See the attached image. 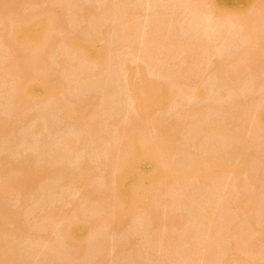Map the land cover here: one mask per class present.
<instances>
[{"label": "rangeland", "instance_id": "obj_1", "mask_svg": "<svg viewBox=\"0 0 264 264\" xmlns=\"http://www.w3.org/2000/svg\"><path fill=\"white\" fill-rule=\"evenodd\" d=\"M55 1L57 2L58 5H55L54 7L51 8V10H53L54 12L51 16L52 18L54 17L55 20L59 18V20H57V25L53 23L54 21L53 19L49 20L47 25L49 23L50 25H48L49 27H47L46 29V31H49L48 32L49 34L46 33L45 35L47 45L45 47H41L40 49H37L34 51L33 48L32 50H30L27 44L26 46L21 44V46H24L27 49H25L24 47H21L20 44L17 45V43H14V42H13L14 44L12 45L10 41L13 38L11 32H14V31H11V30H12V27L14 28L13 30L16 29L15 27H18L17 23L19 24L20 21L22 20L21 18L24 15L28 14L30 10L34 9L35 11H37L36 9H39L40 11H42V9H44L45 7H46L45 10H47L49 8L48 6H46L47 3L43 4V2L41 3V0H40L39 2H37V7H36V4L34 3V1H31L30 3L32 4L29 5L25 3L26 1H23V0H18V1L17 0H0V134H1L0 137L2 138L3 136L4 137L3 139L4 140L6 139L5 140L6 142L9 140L8 144L6 143L5 145V146L10 145V147L7 148L6 154L12 151L11 154L12 155L15 154L14 155L15 158L13 156L12 158L16 161L18 160L16 159V157H18L19 161L31 160L28 163L35 162L38 164L40 163V164L45 165V162L42 163L43 160L41 159H43L44 157L40 156L39 150L40 151L44 149L48 150V152L46 153L50 155L55 152H57V154H62V155L66 153L65 155L68 156L67 164H69V161L71 160L70 164L67 165L69 166L68 168L72 167V168L78 169L77 167H79V164L85 165L84 163H80V162H84V160L87 159L88 161H86L85 163L87 165L88 164L87 162H89V166L91 169V170L89 169L91 173V177L89 175V170H88L90 181L88 182L87 180V182L85 181L86 183L82 181L85 183L83 184L81 182L83 186H79L78 183H76V185L66 186L67 182L65 181L67 180H64L65 176L63 177V175L62 176L58 175L60 178L62 177V180L64 181L63 183L58 179L56 174H55V177L53 178H55V180L58 179L60 182L58 180L55 181L54 179H51L50 176H47V171L50 172L53 170V168L55 170V169L60 168V166L62 167V164H59V162L57 163L60 166L57 164L55 165V163L48 162L49 164L54 165V167L52 166L53 168L48 164L46 166L42 165L45 170H43L42 168L41 169L43 171H46V173L44 174L38 173L39 176L37 177L40 178L42 175L41 181H39V178L34 177L35 174L33 172H31L32 174H29L28 172V175H23V174L14 175V177L10 176V173H7L4 176L0 173V211L2 212L0 214V221H1L0 224L3 223L2 226L0 225L3 228V229L2 228L0 229L1 231L0 232L1 234L0 235V238H1L0 239V264H5L6 262H8L7 257L9 259V262L12 260L13 261L15 260L14 262H10L11 264H91V263L92 264H264V244H263L264 236L262 237L260 236L262 235L261 233H264L262 232V230L264 231V203H263L264 198L263 199L258 198V196L260 195L259 193L264 194V164H263L264 157L262 156L263 154L261 153L262 151L261 152L258 151L260 144L264 143L263 140L262 142L259 141V139L262 136L264 138V128L262 130L263 132H260V133H251V134L247 133L245 137V141L243 142V144L246 143V148L244 147L245 144L244 145L242 144L244 147L243 149L245 150L244 151L245 157L243 158L247 157L246 161L242 157H241L242 159L241 158L240 160L238 159L239 158L238 156L242 154L243 149L241 151L240 150L238 151V154H239L237 156L238 158L235 156L236 159L234 161L229 160L228 163H230V165H228V163H221V160L220 162L219 160L218 162L214 161L216 163L215 165H218V166L214 167V165L211 164L212 165L211 167H213V169L217 168L219 172L216 170L218 172V173L215 172L217 176H214V179L213 177L209 179V180H213L211 181L212 183H210L209 181V183L205 185V182L204 184H202L203 181L201 180L202 183H199L201 187L197 186L196 188L195 187L189 188L188 184L190 182L191 183L189 185L191 186L192 184L193 186L194 185L193 183L198 181V180H195V182L192 181L196 177L194 175H197V173L194 174L195 173L194 171L197 172V170L195 169L196 168L195 165H198V167H201V168L203 166L202 170L203 171L206 170L207 173L208 172L213 173L215 169L208 171L209 169H211L210 167L206 168L207 164L211 160V159L209 160L208 158L209 155L208 156L206 155L207 157L205 156V158L206 159L208 158V159L204 160L203 158L204 155H202L203 153L201 152L202 153L201 154L198 152L199 150H197V149H200V151H203L204 149H206L205 147L207 146L208 139L211 136L209 137L208 135L207 136L205 135L206 136L205 137L204 132L202 133L199 132L200 135H196L197 132L196 130L194 131V129H193V132H195L196 134H193V132L191 131V127L188 126L189 125L188 121L190 122L191 120H188L189 118L186 119L188 116L187 112L191 111V109H194V110L199 109L201 112L204 111L203 113L205 114L207 113L206 115H209L214 112L215 115L214 114L212 115L216 117L217 115L218 116L220 115V114H216L219 112L222 113L221 115L223 114L226 115L227 112L225 111L230 110L231 109L230 105L231 104L234 105L236 101L238 100L237 98H239L240 99L239 101H241L242 104L245 103L244 105L246 106L248 104L247 106L248 109H250L249 106H251L254 109V110L246 111L247 113L245 112V114H247L245 115L247 118L246 120L247 122L245 121L246 125L255 126V127L257 126L256 124H257L258 117L260 115H264V69L262 70L260 69L261 71L258 70L259 69L258 67L264 66V54L261 53V51H263L264 49L262 50L261 49L262 46L260 47L262 41L260 42V40L257 39L259 40V43H260L259 45V43L256 44V42L258 41H254L253 39L254 42H252L253 44H251V46L249 47V51H248L249 54L244 55V64H243L241 59H239L238 61V58H236L237 52L241 49L235 44L234 39H236L235 37L237 36L235 35L234 30H231L228 33V35L226 34L227 35L226 37L227 38L229 37L227 39V42L226 43L224 42V44H221L223 45V47L217 44L215 46H217L218 49L217 47L210 48L211 50H209V52L205 55L202 61L197 60L195 62L197 64L194 63V60L193 62L192 61L190 62V65L192 66V68L190 69L192 71L193 70L198 71L196 74L199 73L194 80L195 85L196 83H200L203 85L212 84L213 90L209 94L210 97L202 96L196 99L195 98L189 99L181 93L183 97L181 96L180 98H178V100H176L177 104L176 102H174V105H172L173 107H170L168 110L161 109L160 111L156 107L151 108L152 112L149 113L148 116H150V114L154 115V117L150 118V120L153 121V118L154 119L157 118L158 120L156 121L154 120L156 123L154 122L152 123L151 121L150 123L152 124L147 123V122L144 123L143 121L144 119H143L142 120L144 123L143 124L142 121L140 120V122L142 123L141 125L148 124L149 126L150 124L152 127L153 126L155 127L157 123L159 122V119L161 120L163 119L162 126H161L162 124L161 122L158 123L160 128H157V129L154 127L146 128V125H145V132L141 131V133L143 132L142 133L143 137L141 136V134L139 135V137L141 139L142 138L145 139L148 137V134H149L153 137V139H155L156 142L160 141V144L158 142V146H159L158 152L159 151L160 152L159 153L156 152V153L161 154L160 155L161 159L165 155L167 156V157H164L162 160L165 161V158H167L165 161V165H167V167L169 166L170 169L169 168L168 169L171 170V173H169L170 175L168 174L169 176L166 175L167 177L164 176L166 178L164 179L163 177L164 179L163 180L162 178L159 179L157 177L158 176L157 173L150 172L151 175L145 187L146 189L144 188L145 193L143 191L140 193V196H139V192L137 191L136 194L138 193V195L136 197L138 199V196H139L140 200H137V199L131 200V197L133 198V196H130V191H134L138 188L137 185H134L131 182L132 180L131 178L129 179L127 177L124 178L125 181L123 179L124 181L123 185L120 187L121 189L119 188L123 192V195H122L123 198L116 195L119 192L118 190L116 191V188H114L113 185L111 186L107 185L108 183L106 182V180H109V178L112 177V174L121 175V171H123L124 169L117 170L116 168L115 172L117 173L115 174L112 173L114 166H112L111 160L107 156L110 154L106 153L109 149L107 150L105 143L107 142L109 143L108 147L110 145H111L110 147H112V144L114 143L113 147L110 149H112L115 152L120 149L119 150L120 154H124L122 152H125V149L122 151L120 147L123 148V147H126L125 145H133L135 143V141L133 140L132 144L131 143L129 144L127 140L129 138V134L132 135L131 132L134 126L133 123L137 121L136 115L134 112L130 111L128 107L126 109L125 106L124 107L120 106V109L118 108L117 111L114 112V109L110 111L111 114L109 113L110 114L109 118H107L109 116L107 115L103 118L104 121L99 122L101 123L99 124L100 127L98 124H95L96 122L95 119L100 109H102L103 107L105 109L108 104L110 105L111 101L115 103L116 101L115 99L117 98L118 100L122 98H123L122 100H124L126 98L123 94L125 92L124 89H121V91L123 90V93H121L122 95L118 92H115V90L117 91L118 87H120V83L117 84L118 82H116L115 84V82H112L113 79L115 81H117V79L110 78L108 72L112 69L111 72L113 73L118 72L120 74L119 69L122 66V63L126 60V56L130 52H133L132 53L133 57L131 59V62H128L125 64V69H128V72L126 71L127 76H129L128 78L131 79V81L135 84V87L140 90L146 86H144L143 80L139 77V73H141V75L145 74L146 75L145 79L147 78V75L149 73L150 74L151 73L153 74L162 73L163 77L164 78L166 77V80H167V76H168V81L169 79H172L170 77H172L173 74L170 75V73L167 72L166 69L161 71V68L164 66V63L165 64L167 63L165 61L169 59L172 60L174 57L175 59L172 60V63L175 65V67L173 68L175 72V74L173 75V80L175 83H177L179 88L183 89L186 84V80H187L186 74L187 73L184 74L181 72V65H183L182 64L183 57H185L186 55L181 54L180 59H179L177 58V56H179L180 54L174 55L175 53L174 54L172 53L173 54L172 55L169 53L167 49H164V47L162 48L160 47L159 51L156 50L155 52H153L152 46L150 44L148 45L149 43L148 40H147V44H145L146 38L145 39L143 38L142 32L139 31L140 33H138L137 31V33H134V31L132 32V28H128L131 26L130 25L128 26L126 24L125 25L127 27L125 28V26L123 25V22L120 21L121 20L120 15L122 14L119 11H117L118 13H120L118 14L119 15L118 16L119 19L117 18L118 20L115 18L117 14L113 17L115 13L112 14L110 12L109 14H107V17H104V19L100 18L106 15L105 9L104 11L101 10L103 7V4H105L104 5L105 7L103 8H106L108 4L111 5L112 2H113L112 5H114V3L117 2V0H112V2L111 0H106V1L105 0H99V1L98 0L97 1L96 0H81V1L79 0L80 2H82L81 5H79L80 3L77 0V2L79 3L78 5L80 7L83 6L82 8L89 9L88 7L90 6L91 7L90 9L92 10L94 9V11L91 10L92 12H88V14L89 13L91 15L93 14L92 16H90V14L89 15L86 14V16H82L80 14L81 15L80 16L79 13L76 10H74L76 8L73 9V6L72 8L70 7L71 9L68 8L67 10H64L62 9V7H60L61 6L59 4L60 0H55ZM101 1L104 3L102 4ZM122 1H124L125 3L127 1L129 2V0H126V1L122 0ZM227 1L228 2H227L226 8L229 10L227 13L232 14L236 11L237 8H239V6H241L244 3L243 1L245 0H227ZM130 3L132 5L127 4V6L130 7L128 8L129 9L128 12L131 15L128 20L129 22L128 24L131 23V19L134 16L133 14H135L133 20L135 19V21H137V24L139 23L141 24V25L139 24L140 26L138 25L139 28L140 27L145 28L147 24L146 20L148 19L149 20L153 18L159 19L160 15H162L160 19L167 17V15L171 13L170 12L171 9L174 8V4L173 2L171 3L170 0L160 1V5L158 4L159 2L156 3L158 4V6H154V8H151L152 10L149 8L148 5H146L148 7L143 6V4H141L140 2H139L140 3L139 5L138 0L130 1ZM245 6L247 7L249 5H245L244 3L243 7L245 8ZM175 7H176V4H175ZM248 8L250 9V7ZM61 9L64 12L61 11ZM175 9L178 10L177 11L178 13H180L179 14L180 20L178 21L179 24L184 23L185 21L186 23L184 25L188 24L187 21L190 18L188 19L189 16H187L188 15V11H186L187 7L184 6V7H179ZM256 10H257L256 8L255 10H253V12L248 10V13H249L248 17L251 20H256L255 18ZM60 12H63L61 13L63 16H60L62 17L61 21H60V17L57 16V13L59 14ZM159 13L161 14L159 15ZM54 14L57 16V18H55L56 16ZM110 14H112V16H110ZM136 14L138 15V17ZM152 15H154V17ZM228 18L231 19L230 14ZM235 18L237 17L235 16ZM98 20H100L101 22ZM149 20L148 22L151 23V21ZM143 22H145L146 24L144 25ZM178 22L176 25H174V27L176 26L175 27L176 29L174 30H177L178 28H180L183 31L185 26L184 25H183L184 27L179 26ZM149 23H148V26L150 25ZM256 25L257 23L255 24V26ZM51 26H54L56 28L51 27ZM50 27L51 29L49 30ZM124 28L129 29L130 31L129 34L131 35L130 40L131 42L134 41L133 44L136 43V47L134 45L135 49L132 48L131 50V48L129 47L130 43L128 42L130 41L127 40L128 37L123 35L127 33ZM170 28L171 27H169V29ZM253 29H254L253 34L255 37H257L256 36L258 35L256 31L257 28L254 27ZM148 30H149V27L147 28V30L145 29L146 32H144V37H147V35L152 34V33H147L150 31ZM153 30L154 32H156V30H158V27H156ZM142 31H143V28H142ZM175 33L177 34V36H179L180 34V32H177V31H175ZM9 34L11 36L8 37ZM89 35L93 37L91 38ZM89 37L93 39L94 41L98 40V39L95 40L94 37L99 38L101 41L103 40L101 43V44L104 43L103 44L104 51L102 54L103 55L105 54L104 55L105 59L102 57L104 61L102 60L103 63L101 65L103 66L101 65L100 66L102 67V69L105 67V69H103V71L101 69L102 71V73H100L101 76H97L99 72V70L97 71V69L101 68L99 66L100 62L98 64L92 63V65H89V67L91 66V68H88L92 70L91 72H93V69H92L93 66L98 65L97 66L98 68L95 66L94 72L90 74L93 76H89L90 78L92 77L91 79L90 78L85 79L81 77L80 80L83 81V83L80 85L81 81L77 78L79 77L80 69L79 71L75 69L74 73L76 72L78 73L74 75L73 70H72V73L68 71L64 73V71H62V68L65 67L63 65H65L64 63L66 62V58L71 59L77 54L78 50H74L75 48L73 49L71 48L76 47L78 49L79 45L82 42L80 40L91 41ZM121 37L124 38V40L120 39ZM186 37L187 36L184 35V38ZM84 38L85 39L89 38L90 40H85ZM142 38L145 40V42L142 41L143 40ZM74 41L76 43H74ZM8 42L10 43L8 44ZM97 42H100V41H97ZM71 43H72V47L70 46ZM68 47L70 49V52L68 50ZM138 48L139 49L141 48L140 50L141 52L137 50ZM143 50H146L151 53H149L148 55L147 54L148 52L146 53V51H143ZM65 52L66 53L68 52V54H66ZM139 52L141 53V55L143 52H144L143 55L146 53V56L144 55L145 57L144 59L143 57L138 56ZM67 55L68 57H66ZM251 55L253 56L251 57ZM163 59H166L164 63H162ZM159 60H162V61L159 62ZM144 61H146L147 63ZM236 61H238L237 62L238 64L240 63L242 65L244 74L248 73V71H253L252 75H254V73L258 71L260 73L262 71L263 72L262 74L259 75V77L254 78L255 76L254 75L253 78L252 77L248 78L249 81H246L245 82L246 84L243 83L242 84L243 87L241 86V89L237 90V88H240V87L234 84L235 86L233 87H237V88H235L233 91H229L228 98H226L225 100V98L222 99V97L220 96L221 93L218 95V93L220 92L219 91L220 87L222 86L220 85V82H221L220 78L222 76L220 77L221 74L219 75V72L222 69L223 70L230 69V67H233L231 64L232 63L234 64V62ZM251 61L252 62L255 61L257 63L256 65L259 64L258 67H256L257 71L252 69L251 67L250 69L252 70H247L249 68L247 67V65ZM180 62H181V65H180ZM88 63L90 62L87 61L85 65L86 64L88 65ZM159 63H161V65L163 64L162 67L161 65H158ZM250 65H252V63ZM96 71H97V74L95 73ZM67 72L70 75H66ZM107 74H108V77L105 76ZM217 75H219V77ZM148 76H152V75H148ZM215 76L218 78H216ZM218 80L220 81L219 83H217ZM32 81L33 82L35 81L37 84L41 82L39 84L42 86L44 84L45 88L46 86L50 87L52 86V84L54 85L55 83H58L59 87L57 86L56 92H54L50 96H46L44 98H35L33 96H29L26 92L27 91L26 88L28 87L29 83ZM72 81H75V83ZM76 81H80V82H76ZM74 85L78 86L77 87L78 89ZM71 86L73 88L75 87L77 90H75V88H74V91H73V88L71 90ZM80 86L82 87L85 86V87H83L82 89V87L80 88ZM151 95H154L155 97H159L162 95V92L156 93L155 91H153ZM239 95L241 97H238ZM69 97L72 103L70 102V100L67 99ZM148 97H149L148 95H145V94L142 95L143 99H146ZM66 99L71 103V105L74 104L73 108L71 106L69 107V103L67 102ZM206 101L207 102L209 101V104L211 107V108L208 107L209 109H207V111H206V107H207L206 105L208 104H206ZM234 101L235 103H233ZM113 102L111 103V105L113 104ZM108 107L110 106H107V108ZM51 108L53 109L51 110ZM45 109H47L48 113H50L49 114L51 117L50 120H49L50 117L45 112L46 111ZM248 112L250 113L248 114ZM180 114H184V115L186 114L185 115L186 117H184L183 115L185 119H183V117L181 116H180L181 118L179 117V119L181 120L180 121L181 123L185 121L184 125H181V129H178L177 131L176 130L170 131L169 130L170 126L173 125V123H175V121L178 120V115ZM209 116L212 117L211 115ZM42 117L45 119H43ZM219 117L221 118V116ZM93 118L95 119L93 120ZM217 118H214V119H217ZM214 119H212V121ZM221 119H217V120L219 121ZM90 122L91 123L93 122L94 127ZM3 123H6L9 129L11 128V131L9 130L10 132L7 133L8 135L1 132V131L5 132V129H7L5 128L7 125L3 126ZM215 123H217V121ZM86 124L90 125V127ZM41 126H44V127L42 128ZM40 128H42L43 131ZM214 128L215 130H218L220 127L218 128V125H217ZM153 130L155 133L153 132ZM90 131L93 133V135L95 134L94 135L95 137L90 136L88 137V139L90 138L92 140L96 138L97 141L95 140L94 142L99 143V144L100 142L101 143L103 142V144H100L101 146H99V144L96 145V146H99V148L94 147L95 145L91 144L90 142L91 140H85L87 144L83 142L85 138L83 139L82 136L84 137L86 135L89 136ZM108 132L110 134H108ZM165 132L168 133V136L166 135L167 133L165 134ZM103 133L108 135L106 137H109V139L107 138L106 140H109V141L104 140L105 134L101 135ZM161 133L162 134L164 133L166 136L164 135L162 136ZM96 134L98 135L100 134L101 136H103L100 138L102 141L99 140L100 135L98 136ZM158 134H161L160 136H162V138L158 136ZM110 136L111 137L113 136V137L110 139ZM151 136L148 137L147 139L149 138L152 139ZM131 138L129 141H131ZM58 139H60V145L58 144L59 142ZM61 139L62 140L64 139V141L65 139H67V141L69 139L71 141L72 139H74L73 140L74 142H76L77 140L83 139L81 143L82 142L85 143L86 146L82 143L83 148L82 150L79 149L81 154H79V150H75L78 152V153L76 152V154L75 152L71 153V151L69 152V149L66 148L67 145L65 146L64 142H63L64 144H62ZM2 141L0 140L1 145L3 143ZM124 141H125V145H124ZM81 143L79 145H81ZM88 143L90 144L88 145ZM103 145H105L106 148ZM197 145H199V147ZM81 147L82 146H80V148ZM103 148H105L106 152H104ZM208 148L209 147H207L206 149L207 154H211ZM0 149H1V146H0ZM49 149L50 150L53 149L55 151L52 150V152L49 153L50 151ZM156 151H157V148H156ZM234 152L235 154H232L233 156L236 155L237 151H234ZM259 152L261 153L260 158H259L261 163H259L260 162L259 159L256 158L257 156L256 154H258ZM4 153H1V154H4ZM16 153H18V155ZM68 153L71 154L70 157ZM118 153L119 152H117V155ZM6 154H4L1 157H4V156L6 157L7 156ZM195 154H197V156L200 154L199 157L201 158L198 157L199 158L198 159L196 157L198 164L197 163L195 164L196 162L195 161L194 162L195 165H194L190 161V159L193 158L192 156H196ZM46 155H44L45 160H46ZM119 155L118 157H120L121 159L122 157L121 155L120 156ZM8 156H10V154H8ZM48 156L49 155H47V157ZM185 156L188 158H186ZM241 156H243V154ZM125 157H126V154H125ZM125 157L123 158L125 159ZM182 157L184 158L183 160H181ZM209 157L211 158L212 155ZM185 158L186 159L190 158V159L187 161L185 160ZM11 159L10 161L13 160ZM124 159L122 161H124ZM202 159L204 160V162ZM225 159L224 161L226 162ZM230 159H234V157L233 158L230 157ZM47 160L49 159L47 158ZM198 160H200V162ZM120 161L118 162L119 164H120ZM170 162L172 165L170 164ZM211 162L214 163L212 160L210 161V163ZM23 163H27V162L23 161ZM64 163L66 166V162H63V164ZM188 163H192V165ZM121 164L123 163L121 162ZM124 164L126 165V159L124 161ZM224 164L227 166L228 172L225 171L226 166H224ZM154 165L156 166L157 164L155 162L154 163L152 162L151 167H150L151 170H152V167H154ZM173 165H175L176 167ZM190 165L191 167L193 166V169L195 170L189 167ZM35 166H37V164ZM38 166L39 168L41 167V165H38ZM48 166H50V168ZM82 166L80 165V167ZM219 166L221 168H219ZM231 167L232 169L234 168L235 171H233L234 169L231 170ZM72 168H71V171L74 170ZM172 168L175 170L173 171ZM222 169L224 170L222 171ZM55 172L57 173V171ZM222 172L225 173L223 177H222V174L224 173ZM58 173L60 174V170L58 171ZM50 174L53 175L51 172L49 173V175ZM7 175L8 177H5ZM189 176H190V179L193 178L190 181L188 178ZM230 177H233L234 179L239 178L245 184V189L250 195L249 198L247 197L245 204H242V205L237 204L235 208H233L232 206L233 204L231 206L228 205V204L234 203L232 201H229L231 198L232 200H234L233 195L232 196L230 195H231V192L232 194L237 195V193L241 190L238 189L236 186H235L236 188L232 187L234 186V184L231 183L230 180H233V178L230 179ZM33 178H36L37 181H35ZM223 178L225 180L229 178L227 180L228 186L226 185L222 186L224 185V181H222ZM24 179L25 181L27 180V183L23 181ZM74 181L75 180H72L73 184H75ZM68 182H70V184L72 183L71 180H68ZM32 183L38 186V188L33 189V185H32L31 189L30 188L29 189L27 188V190L24 189V187H28ZM216 184L218 185L220 184V186H222V188L220 187L219 190L217 189L218 191L217 193L215 192L213 193L216 195V197L219 195L218 193H220L219 195L220 197L219 196L217 197L219 199V202L217 203L218 208L217 206L215 208L216 204L211 206L213 209L212 211H209V213L214 212V208H215V210L216 209L217 210L213 214L215 215L217 214L218 217L221 216L222 218L224 215L223 211H226L230 208L232 214L229 213V215L230 217L233 216L230 219L231 220L230 221L229 218L226 219V217L228 216L227 215L228 213H226V215H224V218L228 222H226L225 220L226 223H224V221H222L224 218L223 219L218 218L216 221L215 220L216 216L212 217V214H209L211 216V219L213 218V221L215 220L217 223L219 222L218 226L221 222H223L224 224L228 225L227 227L225 225L226 230L229 227L228 233L226 232V235L224 233V236L222 237V239L220 238L221 240L218 239V242L220 241L221 244L222 243L224 244H222L221 246V244L219 243L220 248H218L217 246V249L214 250L216 251L217 256H215L216 255L215 252L210 253V251H208L211 248L208 250L206 249L207 250L206 251L205 249L203 250L202 247L204 246L203 245L204 243L209 244L210 240L213 241L211 237H208V235L210 236V232L212 231V228H214L213 229L214 230L213 233H214L215 231L217 232V230H221L224 224L221 223L222 227L221 228L218 227L217 230H215L217 227V223L213 222L212 220H209L210 216L209 218L207 217L208 219L204 217L203 220H202L203 216L200 217L201 219L199 221L201 222L202 220L201 224L200 222L196 221V219L200 216V213L199 214L197 213L200 211V208H201L199 206H202L208 201L207 196L211 194L210 190L211 188L213 189L214 187L211 185H216ZM225 184H226V181H225ZM208 185H210L211 188ZM206 186L209 187L210 190H207ZM99 187L100 188L103 187L102 192L100 194L98 193V189H100ZM217 187H215V189ZM223 187H226V188L222 190ZM2 188L6 189L7 193L6 192L3 193V191L1 190ZM94 191L97 193H95ZM99 191H101V189ZM193 193H195L196 195L192 196ZM263 194L261 195L263 196ZM215 195L214 196L210 195V196H212L213 199H215ZM201 196H203L204 198H202ZM210 196L209 198L211 199ZM217 198L216 200L218 201ZM237 198H240V197L237 195ZM204 199H207V201L204 202ZM119 201L120 203L121 202L123 203V208L121 207L122 203L120 205ZM201 201L203 204L201 203ZM253 203L255 204L254 205L255 210L252 209V211L254 210L253 211L254 216L252 215L253 225H255L254 228L252 226L251 221L249 222L246 215L242 213V210L249 211L248 210L249 206L251 205L250 207H252ZM221 206H223V208L227 206L225 207L226 210L225 208L223 209ZM11 210L12 212L13 210L15 211L14 214L15 213L18 214V215L16 214V216L14 217V219L15 218L16 219L13 220V222H11L13 219L12 216H9V219H8V216L6 218V215H8V212L12 213ZM219 210L222 211V213H220L221 215L219 214V212H221ZM3 213H4V216L2 215ZM117 215L120 216V219H118V217H115ZM10 217L12 218L11 221H10ZM112 217H114V219L111 220ZM242 220L244 221L246 220L247 223L246 222L245 223L247 225ZM170 221H174L175 224L174 223L169 224ZM229 222L230 223L232 222V223L228 224ZM199 224H200L199 226L200 230L197 227ZM194 225H195V228H194ZM248 225H249V228H248ZM77 227H80L81 229H83L82 231L83 236L81 235L82 238H79V240L80 239L82 240L81 241L76 240L74 242L72 240L67 241V239L64 236L65 230L75 229ZM248 230H250V232H248ZM193 231H195V233L199 232L200 234L197 235L199 237L195 236V233ZM243 231L245 232L246 235L251 234L250 237H252V241L254 242L256 241L255 243L256 245H254L253 247L252 241L249 240L250 237H247V239L249 238L248 239L249 242H246V245L247 243L248 244L252 243V245L250 246H252L253 248L247 245L249 246L248 248L245 245V241H247V239L245 240L244 238H246V236L243 237L245 247L240 242L242 240L241 236L243 235L242 233ZM192 232L194 233V236ZM259 232L261 233L259 234ZM186 233L187 234L191 233L192 234L191 236H193L194 238L192 239V237L191 238L189 237L188 238L189 240H187V242H185L186 244H184L183 240L185 239V236L183 235H185ZM213 233L211 232L212 237H213ZM239 235L241 238H239ZM182 236L184 238H182ZM236 236L238 238V241L235 242L234 238H236ZM206 237L208 238L206 239ZM198 238H201V240H198ZM192 240L194 242H192ZM222 240H224V242H222ZM229 240L232 241V245H233L232 248H231V245H230L231 243ZM188 241H191V242L188 243ZM202 241L204 242L202 244L203 246L201 247L200 242ZM211 241H210L209 246L211 245L212 247L214 246V248H216V246L212 245V243L215 244L217 240L212 243ZM237 242H238V245H236ZM233 243H235V245ZM216 245H218V243ZM225 245H226V248L228 247V249L229 248L230 249L227 250L225 248ZM238 246L239 248H237ZM222 247L224 248V253L222 252L223 251V249H221ZM205 248L207 247L205 246ZM54 249H57L56 253H61V254H56ZM241 249L243 250L242 252H241ZM52 251L54 253L53 256L49 255V254H52ZM9 252H12V254L14 253L12 255L13 258L10 257L11 253ZM212 253H215V254L213 255ZM55 255H57V258ZM209 255H211V257L212 255L213 257H216V260L214 258L209 260L208 259ZM221 255L222 257L225 258L224 261L226 263H223L224 261H221L223 260V258L221 259L220 257ZM213 260L214 262L212 263Z\"/></svg>", "mask_w": 264, "mask_h": 264}, {"label": "bare ground", "instance_id": "obj_2", "mask_svg": "<svg viewBox=\"0 0 264 264\" xmlns=\"http://www.w3.org/2000/svg\"><path fill=\"white\" fill-rule=\"evenodd\" d=\"M18 1V0H17ZM23 1H26L25 3H27V4H32V3H30L31 1H34V3L36 4V7H37V2H39L40 0H38V1H36V0H23ZM29 1V2H28ZM81 1V0H80ZM79 0H78V2L80 3H78L77 2V0H60L59 1V4L61 5L60 7H62V9H64V10H67L68 8L69 9H71L72 8V6H73V9L74 8H76V9H74V10H76L78 13H79V15L81 14L82 16H86V14L87 15H89L88 14V12H92V11H94V9L92 10V9H90L91 7L89 6L88 8L89 9H85V8H82V7H80L79 5H81V3L82 2H80ZM97 1V0H96ZM99 1V0H98ZM106 1V0H105ZM122 0H117V2H115L114 3V5H112L113 4V2H112V0H111V2H112V4L110 5V4H108V6L106 7V8H103V7H105L104 5L105 4H103L104 2H102V4H103V7H102V9L101 10H103L104 11V9H105V16H103V17H100V18H103L104 19V17H107V14H109V12L110 13H115L114 15H113V17L115 16V18L117 19H119V15L118 14H122V15H120V18H121V20L120 21H122L123 22V25L125 26V28L127 27L126 25H130L131 27H128V28H132V32L134 31V33H137V31H138V33H140V32H142L143 33V38L145 39L146 38V43L145 44H147V40H148V45L150 44L151 46H152V49H153V52H155L156 50H158L159 51V48L161 47H164V49H167L168 51H169V53L170 54H174V55H178V54H180L179 56H177V58H179L180 59V56H181V54H185V55H183V56H185V57H183V61H182V64L183 65H181V62H180V65H181V72L182 73H184V74H186L187 76V80H186V84H185V87L183 88V89H181V88H179L178 87V85H177V83H175L174 82V80H173V75L175 74V72H174V67H175V65L172 63V60L173 59H175L174 57H173V59L171 60V59H169V58H171V57H169L168 59L169 60H167V61H165L166 59H163V62L162 63H164V61L165 62H167L166 64L164 63V68L162 67V65H161V63H159L158 65H161V67L163 68H161V71L162 70H165L166 69V71L167 72H169L170 73V75L171 74H173L172 75V77H170V78H172V79H169V81H168V76H167V80H166V77L164 78L163 77V75H162V73L161 74H159V73H156V74H153V73H147L148 75H152V76H148L147 75V78L145 79V77H146V75L144 76L143 74V76L141 75V73H139V77L143 80V82H144V86H146V87H144V88H142V89H137L136 87H135V84L131 81V79H129L128 77L129 76H127V74H126V71L128 72V69H125V64L126 63H128V62H131V59H132V53L133 52H130L127 56H126V60L122 63V66L120 67V69H119V72H120V74L118 73V72H111V70L108 72V74H109V77L110 78H115V79H117V81H115L114 79H113V81L112 82H115V84H116V82H118L117 84H119L120 83V87H118V90L116 91L115 90V92H118V93H123V90L121 91V89H124L125 90V92L123 93L124 94V96L126 97L124 100H122V99H119L118 100V98L117 99H115L116 101H115V103L113 102V101H111V103L113 102V104L111 105V103H110V105L108 104L107 106H110V107H108L107 108V106H106V108L104 109V107L102 108V109H100V113L98 112V114H97V117H96V119L95 118H93V120L95 119L96 120V122H95V124H101V123H99V122H101V121H104V117L105 116H107V115H109L107 118H109L110 117V111H112L113 109H114V112L115 111H117V109L119 108L120 109V106L121 107H124L125 106V108L127 109V107L130 109V111H132V112H134L135 113V115H136V118H137V121H135L134 123H133V128H132V132H131V130H130V132L132 133V135L131 134H129V138H128V142H129V144L131 143L132 144V141L134 140L135 141V143L133 144V145H125V141H124V145L126 146V147H120L121 149H122V151L125 149V152H122V153H124V154H120V149L118 150V151H113L112 149H110V148H112L113 147V144H112V147H108V145H109V143L107 142V143H105L106 144V147H107V152L105 151V145H103L105 148H103V150H104V152H106V153H109L110 155H107L109 158H110V160H111V164H112V166H114V171L112 170V173H117V172H115L116 171V168H117V170H119V169H124L123 171H121V175L120 174H116V175H113L112 174V177H110L109 178V180H106V182L108 183L107 185L108 186H111V185H113L114 186V188H116V191L118 190V194H116V195H118L119 197H121V198H123L122 197V195H123V192L120 190L121 188V186L123 185V182L125 181V179L124 178H131L132 180H131V182L134 184V185H137V189L136 190H134V191H130V196H133V198L131 197V200H133V199H137V195H138V193L136 194V192L138 191L139 192V196H140V193L141 192H143L146 188V185H147V183H148V179H149V177H150V175H151V173H157V177L160 179V178H162L163 179V177L164 176H166V175H168L169 173H171V170H169L170 168H169V166L167 167V165H165V161H166V159L167 158H165V161H163L162 159L164 158V157H167L166 155L161 159V157H160V155L161 154H158L159 152H158V148H159V146H158V142H159V144H160V141H158V142H156L155 141V139H153V137L151 136V135H149L148 134V137H152V139L151 138H149V139H147V138H140L139 137V135L141 134V136L143 137V135H142V133L143 132H145V125H146V128L148 127H152L150 124H152L153 122L154 123H156L155 121L156 120H158L157 118L156 119H154L153 118V121H151L150 120V118H152V117H154V115H151L150 114V116H148V114L149 113H151L152 112V109L151 108H153V107H156V108H158L160 111H161V109L162 110H164V109H166V110H168L170 107H173L172 105H174V102H176V100H178V98H180L181 96L183 97V95L185 96V97H187V98H189V99H196V98H198V97H202V96H209V94L211 93V91L213 90L212 89V84H200V83H196V85H195V83H194V80H195V78L197 77V75L199 74H196L198 71H192L190 68H192V66L190 65V62L192 61L193 62V60H194V63L197 61V60H199V61H202L203 59H204V57H205V55L209 52V50H211L210 48H212V47H217V46H215V45H220V46H222L223 47V45H221V44H224V42L226 43L227 42V39L229 38H227L226 36L228 35V33L231 31V30H234V32H235V35L237 36V37H235L236 39H234V42H235V44L241 49V50H239L238 52H237V54H236V58H238V61H239V59H241L242 60V62H243V64H244V55H248L249 54V47L251 46V44H253L252 42H254V41H258V42H256V44L257 43H259V40H260V42H261V45H260V43H259V45H260V47H261V49L263 50L264 49V0H245V1H243L244 3H245V5H249V6H245V8L243 7L244 6V3L241 5V6H239V8H237L236 9V11L234 12V13H229L230 14V16H231V19H229L228 18V16H229V14L227 13L229 10L226 8V6H227V0H170L171 1V3L173 2V4H174V8H172L171 9V13L169 14V15H167V17H165V18H163L164 17V15H163V19H160V17L162 16V15H160L161 13H159V15H160V17H159V19H156V18H153V19H151L152 18V16L154 17V15H152L151 16V20H149V21H151V23H149L148 22V20H146L147 21V24L145 23V22H143L144 23V25L146 24V26H147V28L149 27V32H147V33H152V34H150V35H147V37H144V32H146L145 31V29L147 30V28H146V26H145V28L144 27H140L139 28V26L141 25L140 23V25L139 24H137V21H135V19L133 20V18H134V16H135V14H133L132 16H133V18L131 19V23L130 24H128L129 22H128V20H129V18H130V14H129V9L128 8H130L129 6H127V4H131L130 3V1H133V0H129V2L127 1L126 3L124 2V1H122ZM126 1V0H125ZM160 1H163V0H160ZM160 1L159 0H138V4L140 5V3L141 4H143V6H146V5H148L149 6V8L151 9V8H154V6H158V4L160 5ZM166 1V0H165ZM43 2V4H46L47 3V5L46 6H48L49 8L47 9V10H45L46 9V7L44 8V9H42V11H40L39 9H36L37 11H35L34 9L33 10H30L29 11V13L28 14H26V15H24L21 19V21H20V23L18 24L17 23V25H18V27H15L16 29L15 30H13L14 28L12 27V30L11 31H14V32H11V34H12V36H13V38H12V40H10V38H9V40L11 41V43H12V45L14 44V43H17V45H19L20 44V46H21V44L22 45H24V46H26V44L29 46L28 48L30 49V50H32V48H33V50L35 51V50H37V49H40L41 47H45L46 45H47V43H46V37H45V35H46V33H48L49 31H46V29H47V27H49L48 25H50V23L47 25V23L49 22V20L50 19H53L54 21H53V23L54 24H56L57 25V20H59V18H57V16H63L61 13H63L64 11L61 9V11H63V12H60L59 14L57 13V16L55 17V18H57V20H55L54 19V17L52 18V14L54 13L53 12V10H51V8L52 7H54L55 5H58L57 4V2L55 1V0H41V3ZM100 2V3H101ZM135 2V1H134ZM140 2V3H139ZM159 2V3H158ZM169 2V1H168ZM40 3V4H41ZM77 3V4H76ZM106 3V2H105ZM156 3H158V4H156ZM39 4V3H38ZM42 4V5H43ZM79 4V5H78ZM145 4V5H144ZM172 4V5H173ZM175 4H176V7H175ZM107 5V4H106ZM110 5V6H109ZM132 5V4H131ZM130 5V6H131ZM138 5V6H139ZM171 5V6H172ZM148 6H146V7H148ZM184 6H186L187 7V9H186V11H188V15L187 16H189L188 17V21H187V23L188 24H186V25H184L185 23H186V21L184 22V23H180V24H182V25H180L179 24V14L180 13H178L177 11L178 10H176L175 8H179V7H184ZM71 7V8H70ZM173 7V6H172ZM248 7H250V9L248 8ZM158 8V7H157ZM248 8V9H247ZM255 8L257 9L256 11H255V13H256V15H255V18H256V20H251L248 16H249V13H248V10H250L251 12H253V10H255ZM41 9V8H40ZM83 9V10H82ZM148 9V8H147ZM174 9H175V11H174ZM39 10V11H38ZM82 10V11H81ZM87 10V11H86ZM92 10V11H91ZM152 10V9H151ZM69 11V10H68ZM67 11V12H68ZM102 11V12H103ZM117 11H119L120 13H118ZM231 11V10H230ZM101 12V13H102ZM108 12V13H107ZM117 12V13H116ZM77 13V14H78ZM61 14V15H60ZM104 14V13H103ZM112 14H110V16H112ZM163 14V13H162ZM240 17H238L237 15ZM53 15V16H54ZM80 15V16H81ZM93 15V14H92ZM91 14H90V16H92ZM95 15V14H94ZM99 15V14H98ZM137 15V14H136ZM158 15V16H159ZM90 16H88V17H90ZM102 16V15H101ZM156 16V15H155ZM235 16L237 17V18H235ZM137 17H138V15H137ZM99 18V19H100ZM61 19H62V17H60V21H61ZM117 19V20H118ZM139 19H140V17H139ZM147 19V18H146ZM137 20V19H136ZM186 20V19H185ZM52 21V20H51ZM50 21V22H51ZM98 21H100V20H98ZM184 21V20H183ZM182 21V22H183ZM255 21V22H254ZM59 22V21H58ZM101 22V21H100ZM177 22H178V24H179V26H185V30L183 29V31L180 29V28H178L177 30H174V29H176L175 27H174V25H176L177 24ZM148 23L150 24L149 26H148ZM257 23V25L255 26V24ZM98 24H99V22H98ZM126 24V25H125ZM139 25V26H138ZM15 26H16V24H15ZM55 26V25H54ZM54 26H51V27H54ZM178 26V27H179ZM183 26V27H184ZM51 27L49 28V30L51 29ZM156 27H158V30H156V32H154V30L153 29H155ZM161 27V28H160ZM169 27H171L170 29H169ZM257 28V34L258 35H256L257 37H255L254 36V29L253 28ZM54 28H56V27H54ZM124 28V29H125ZM125 29L126 30V32L128 33H125V34H123L124 36H126V37H128V39L127 40H129L130 42H128V43H130V45H129V47L131 48V50H132V48H134L135 49V47H136V43L135 44H133V42L134 41H132L131 42V40H130V38H131V35L129 34L130 33V31H129V29ZM142 28H143V31H142ZM139 29V30H138ZM141 29V30H140ZM162 29V30H161ZM180 29V30H179ZM56 31V30H55ZM140 31V32H139ZM175 31H177V32H180V34L182 33V32H184V33H182L181 35L179 34V36H177V34L175 33ZM8 33V32H7ZM49 34V33H48ZM146 34V33H145ZM227 34V35H226ZM256 34V33H255ZM135 35V34H134ZM184 35H186L187 37L186 38H184ZM234 35V36H235ZM9 36H11L10 34L8 35V37ZM88 36V35H87ZM86 36V37H87ZM90 36V35H89ZM146 36V35H145ZM233 36V37H234ZM91 37V36H90ZM89 37V38H90ZM93 37V36H92ZM91 37V38H92ZM183 37V38H182ZM83 38V37H82ZM81 38V39H82ZM89 38H84L85 40H90ZM95 38V40L96 39H98L97 41H100V42H97V41H94L93 39H91V41H84V40H80V41H82L81 42V44L79 45V47H78V49L76 48V47H72V43H71V49H73V48H75L74 50H78L77 51V54H76V52H75V56L73 57V58H71V59H69V58H66V62L64 63L65 65H63V66H65V67H63L62 68V71H64V73H66V71H68V72H70V73H72V70H73V74L74 75H76L78 72H76V73H74V70L75 69H77V71H79V69H80V71H79V77H77L79 80L81 79V77H83V78H90L89 76H93V75H90L91 73H93L94 72V69H95V66H93V72H91L92 70H90V69H88V68H91V66L89 67V65H92V63H96V64H98L99 62H100V64H99V66L103 63V58L105 59V57H104V55L102 54L103 53V51H104V48H103V44H101L102 43V41L99 39V38H97V37H94ZM142 38V39H143ZM120 39H122V40H124V38H120ZM142 40L143 42H145V40ZM253 39H254V41H253ZM256 39V40H255ZM257 39H259V40H257ZM49 40V39H48ZM72 40V39H71ZM79 40V39H78ZM93 40V41H92ZM141 40V39H140ZM68 41V40H67ZM105 41V40H104ZM119 41H121V40H119ZM229 41V40H228ZM14 42V43H13ZM141 42V41H140ZM234 42H232V43H234ZM10 42H8V44H9ZM70 43V42H69ZM74 43H76L75 41H74ZM73 43V44H74ZM142 43V42H141ZM143 44V43H142ZM145 44H144V46H145ZM11 45V46H12ZM134 45H135V47H134ZM212 45H214V46H212ZM24 46H21V47H24ZM66 46V45H65ZM117 46V45H116ZM25 49H27L26 47H24ZM117 48V47H116ZM28 49V50H29ZM127 49H128V47H127ZM217 49H218V47H217ZM68 50H69V52H70V49H69V47H68ZM74 50H72V51H74ZM137 50H141V48L139 49H137ZM143 51H146V50H143ZM157 51V52H158ZM216 51V50H215ZM220 51H221V49H220ZM141 52V51H140ZM138 53L139 55L138 56H141V57H143V59L145 58L144 57V55L146 56V53L148 52V51H146V53L143 55V53H142V55H141V53ZM217 52H218V50H217ZM216 52V53H217ZM66 53V52H65ZM105 53V52H104ZM149 53H151V52H148L147 54L149 55ZM261 53L262 54H264V50L263 51H261ZM66 54H68V52L66 53ZM65 54V55H66ZM73 54H74V52H73ZM172 54V55H173ZM258 54V53H257ZM147 55V56H148ZM256 55V54H255ZM253 55H251V57H252ZM66 57H68V55L66 56ZM103 57V58H102ZM176 57V56H175ZM182 57H181V59H182ZM247 57V56H246ZM49 58V57H48ZM148 58V57H147ZM150 58V57H149ZM141 59V58H140ZM143 59H142V61H143ZM89 61L90 63H88V65L86 66L85 65V63L87 62V61ZM103 60V61H102ZM253 60V59H252ZM52 61V60H51ZM50 61V62H51ZM86 61V62H85ZM102 61V62H101ZM148 61V60H147ZM160 61H162V60H159V62ZM238 61H236V62H234V64L232 63L231 65L233 66V67H230V69H228V70H220V72H219V75H220V80H221V82L218 80V82L217 83H219L220 82V85H222L221 87L220 86H218V87H220V92L218 93V95L221 93V97H222V99L223 98H225V100H226V98H228V94H229V91H233L235 88H237V87H233V86H235L234 84H236V86H239L240 88H237V90L238 89H241V86H242V84L243 83H245L246 81H249L248 80V78H250V77H252L253 78V76H254V78L255 77H259V75L260 74H262V72L260 73L259 71V74H258V72H256L257 70V68L256 67H258V65H256L257 63L255 62V61H253V62H255V63H253L252 61L247 65V67H249L247 70H252V69H254V70H256L255 72L256 73H254V75H252L253 73V71H248V73H246V74H244L243 73V69H242V65L239 63H237ZM144 62H146V61H144ZM143 62V63H144ZM147 63V62H146ZM193 63V64H194ZM237 63V64H236ZM252 63V65H250ZM195 64H197V63H195ZM239 65H241V66H239ZM261 65V64H260ZM98 66V65H97ZM96 66V67H97ZM101 66H103V65H101ZM100 66V67H101ZM189 66H191V67H189ZM263 66V65H262ZM166 67V68H165ZM250 67L252 68V69H250ZM253 67H255V68H253ZM264 67V66H263ZM263 67H258L259 69L258 70H262V69H264ZM98 68V67H97ZM96 68V69H97ZM194 68V67H193ZM101 69H102V67L101 68H98L97 69V71L99 70V72H98V74H97V71L95 72L96 74H97V76H101L100 75V73H102V71H103V69H105V67L102 69V71H101ZM168 69V70H167ZM195 69V68H194ZM88 70H90V71H88ZM106 70H107V68H106ZM109 70V69H108ZM260 70V71H261ZM117 71V70H116ZM152 71V70H151ZM150 71V72H151ZM165 71V72H166ZM191 71H192V73H191ZM68 72H67V74L66 75H70V74H68ZM106 72V71H105ZM104 72V73H105ZM143 73V72H142ZM108 74L107 75H105V76H107L108 77ZM95 75V74H94ZM103 75V74H102ZM117 75V76H116ZM219 75H217L218 77H219ZM96 76V75H95ZM96 76V77H97ZM73 77V76H72ZM216 77V76H215ZM218 77H216V78H218ZM92 78V77H91ZM90 78V79H91ZM105 78V77H104ZM77 79V80H78ZM83 80V79H82ZM88 80V79H87ZM86 80V81H87ZM81 81V80H80ZM80 81H76V82H80ZM85 81V82H86ZM92 81V80H91ZM72 82H74L75 83V81H72ZM84 82V83H85ZM234 82V83H233ZM241 82V83H240ZM39 83H41V82H39ZM37 84L35 81L33 82H30L29 83V85H28V87L26 88V92H27V94L29 95V96H33V97H35V98H44V97H46V96H50V95H52L54 92H56V88H57V86H58V83H55L54 85L52 84V86H50V87H48V86H46V88L44 87V84H43V86L42 85H40V84ZM83 83V81H81V83H80V85ZM231 83H233V84H231ZM57 84V85H56ZM87 84V83H86ZM238 84V85H237ZM246 84V83H245ZM248 84V83H247ZM55 85H56V87H55ZM84 85V84H83ZM219 85V84H218ZM73 86V85H72ZM71 86V90H72V87ZM76 88L78 87V86H76V85H74ZM86 86V85H85ZM85 86H83V87H85ZM59 87V86H58ZM74 87V88H75ZM82 86H80V88H81ZM83 87H82V89H83ZM117 87V86H116ZM243 87V86H242ZM74 88H73V91H74ZM75 88V90H77ZM79 88V89H80ZM117 89V88H116ZM70 90V91H71ZM184 90V91H183ZM237 90H236V92H237ZM25 91V90H24ZM153 91H155L156 93H161L162 92V95L161 96H159V97H155L154 95H151V93L153 92ZM182 91V92H181ZM72 93V92H71ZM183 95H182V94ZM119 94V95H120ZM143 94H145V95H148L149 97L148 98H146V99H143L142 98V95ZM118 95V94H117ZM122 95V94H121ZM72 96V95H71ZM227 96V97H226ZM210 97V96H209ZM238 97H241L240 95L238 96ZM73 98V97H72ZM75 98V97H74ZM120 98V97H119ZM68 100H70V102L72 103V101H71V99H70V97L69 98H67ZM66 99V100H67ZM182 99V98H181ZM221 99V98H220ZM238 99V100H237ZM236 100V103H235V101L233 102V103H235L234 105L233 104H231L230 105V107H231V109L230 110H227V111H225V112H227V114L225 115V114H223V115H221L222 113H216V111H215V113L216 114H220L219 116H221V118H222V116H223V118L221 119L218 115H217V117L216 116H213L212 114H214V112L213 113H211V114H209V115H211L212 117H210L209 115H206L205 113H203V112H201L199 109H191V111H188L189 112V114H188V112H187V115L189 116H187V118L186 119H188V120H191L190 122L188 121V126H190L191 127V131L193 132V129H194V131L196 130V132H197V134L195 133V132H193V134H196V135H200V133H202V132H204V136L206 135H208L210 138L208 139V143H207V146L205 147L206 149H207V147H209L208 149H209V151H210V153L211 154H207V151H206V149H204L203 151H200V149H197V150H199L198 152L199 153H201L202 155H204V160L206 159L205 158V156L207 155H209V156H211L212 155V157L210 158L209 156H208V158H209V160L211 159L213 162L215 161V162H218V160H219V162H220V160H221V163H228L229 162V160H235L236 159V157L239 155L238 154V151L240 150H242L244 147L246 148V143H244L243 144V142L245 141V137H246V135H247V133H260V132H263L262 130H263V128H264V115H260L259 117H258V119H257V126L255 127V126H248V125H246V123H245V121L247 120V118H246V116L245 115H247V114H245V112L246 111H250V110H254L251 106H249V108L250 109H248L247 108V106H248V104H247V106L246 105H244L245 103H243L242 104V102L241 101H239L240 99L239 98H237ZM67 100V102L69 103V107L71 106L72 108H73V105L74 104H72L71 105V103L69 102ZM73 100V99H72ZM213 100V99H212ZM64 102H66V101H64ZM181 103V102H180ZM65 104V103H64ZM176 104H177V102H176ZM206 104H208V105H206ZM206 111H207V109H209V108H211L210 107V104H209V101L207 102L206 101ZM67 107V106H66ZM209 107V108H208ZM110 108H112V109H110ZM247 108V109H246ZM252 108V109H251ZM255 108V107H254ZM48 109H49V107H48ZM53 108H51V110H52ZM71 109V108H70ZM116 109V110H115ZM46 111V113H47V115H49L50 113H48V111H47V109H45ZM102 110V111H101ZM165 110V111H166ZM159 111V112H160ZM44 112V111H43ZM50 112H52V111H50ZM110 113V114H109ZM247 113V112H246ZM250 112H248V114H249ZM43 115V114H42ZM183 115L184 114H180V115H178V120L177 121H175V123H173V125H171L170 126V128H169V130L171 131V130H178V129H181V125H184V123H185V121L183 120V119H185L184 117H186L185 115H184V117H183ZM215 115V114H214ZM45 116V115H44ZM52 116V115H51ZM148 116V117H147ZM183 117V121L184 122H180L181 120L179 119V117ZM245 116V117H244ZM47 117V116H46ZM49 117H50V115H49ZM180 117V118H181ZM43 118V117H42ZM107 118H105V119H107ZM158 118H159V116H158ZM214 118H217V119H221V120H217V119H214ZM43 119H45V118H43ZM48 119V118H47ZM51 119V117L49 118V120ZM102 119V120H101ZM144 119V120H143ZM210 121H209V120ZM212 119H214L213 121H212ZM140 120L142 121H144V123L145 122H147V123H150V121L152 122V123H150L149 124V126H148V124H145V125H141L142 123H143V121H142V123L140 122ZM155 120V121H154ZM48 121V120H47ZM92 121V120H91ZM106 121V120H105ZM149 121V122H148ZM163 119L161 120V119H159V122H161L160 124H161V126L163 125ZM217 121V123H219V124H217V123H215ZM222 121V122H221ZM140 124H139V123ZM158 122V123H159ZM206 122V123H205ZM247 122V121H246ZM46 123H48V122H46ZM45 123V124H46ZM91 123V122H90ZM143 123V124H144ZM157 123V125L154 127V128H160L159 127V124ZM5 124V125H4ZM92 125H93V122L91 123ZM218 125V128H216V129H218V130H215V128L214 127H216L217 125ZM7 124L6 123H3V126H6ZM43 125V124H42ZM86 125H88V124H86ZM155 125V124H154ZM89 127H90V125H88ZM96 126V125H95ZM158 126V127H157ZM202 126H203V128H202ZM42 128L44 127V126H41ZM93 127H94V125H93ZM97 127V126H96ZM99 127H100V125H99ZM152 127V128H153ZM190 127H189V129H190ZM5 128H7V129H5ZM4 129H5V132H3V131H1L2 133H4V134H7V133H9L10 131H11V128L9 129L8 128V125L5 127ZM42 128H40L41 130H42ZM8 130V131H7ZM10 130V131H9ZM168 130V131H169ZM43 131V130H42ZM141 131H143L142 133H141ZM167 131V132H168ZM236 131V132H235ZM89 132V131H88ZM129 132V133H130ZM153 132H154V130H153ZM167 132H165V134L167 133ZM200 132V133H199ZM107 133V132H106ZM155 133V132H154ZM169 133V132H168ZM168 133L166 134L167 136H168ZM206 133V134H205ZM105 133H103V134H101V135H104ZM108 134H110L109 132H108ZM162 134V133H161ZM161 134H158V136H160ZM164 133L162 134V136L164 135V136H166ZM1 135V134H0ZM8 135V134H7ZM95 135V134H94ZM93 135V133L90 131V133H89V136H82V138L84 139V141L83 142H85L86 143V141L85 140H91L90 138L88 139V137H90V136H94ZM96 135H98V134H96ZM100 135V134H99ZM98 135V136H99ZM100 135V137H99V140H101L100 138L101 137H103V136H101ZM130 135H131V137H130ZM156 135V134H155ZM202 135V134H201ZM105 137L106 136H108L107 134H105L104 135ZM162 136H160L161 138H162ZM205 136V137H206ZM87 137V138H86ZM95 137V136H94ZM104 137V140H106L107 138L109 139V137H106L105 138ZM113 137V136H112ZM111 136H110V139L112 138ZM146 137V136H145ZM1 138V137H0ZM4 137L2 136V138L0 139L1 141H2V139H3ZM98 138V137H97ZM127 138V137H126ZM125 138V139H126ZM130 138H131V141H129L130 140ZM262 138V139H261ZM260 139H259V141H261L262 142V140L264 141V138H263V136L261 137ZM80 139V138H79ZM83 139H81V140H77L78 142H80L81 143V141L83 140ZM146 139H147V141H146ZM150 139H151V141H150ZM160 139V138H159ZM6 140V139H5ZM4 139H3V143H2V145L0 144V146H1V153H4V151H5V153L4 154H6V152H7V148H9L10 147V145H7V146H5L6 145V143L8 144V142H9V140L6 142ZM70 140V139H69ZM67 141V139H65V141H64V139L62 140L61 139V141H62V144H64L65 143V146H66V148H68L69 149V152L71 151V153L73 152H75V154H76V152L77 151H75V150H82V148H83V144L85 145V143H81V145H79L80 143H78L76 140V142H74L73 140L74 139H72V141L70 140V141ZM96 140V138L95 139H92L90 142H91V144L92 145H95L94 147H98L99 148V146H101L100 144H103V142L101 143L100 142V144L99 143H95L94 141ZM103 140V141H104ZM142 140V141H141ZM149 140V141H148ZM158 140V139H157ZM209 140H210V142H209ZM4 141H5V143H4ZM58 144L60 145V139H58ZM97 141V140H96ZM102 141V140H101ZM106 141H109V140H106ZM12 142V141H11ZM64 142V143H63ZM89 142V141H88ZM105 142V141H104ZM111 142H113V141H111ZM110 142V143H111ZM128 142H127V144H128ZM162 143V142H161ZM11 144V143H10ZM57 144V145H58ZM61 144V145H62ZM87 144V143H86ZM90 143H88V145H89ZM99 144V146H96V145H98ZM210 144V145H209ZM244 145V147H243V145ZM91 145V146H92ZM206 145V144H205ZM209 145V146H208ZM12 146V145H11ZM80 146H82L81 148H80ZM86 146V145H85ZM102 146V147H103ZM121 146H123V145H121ZM148 146H150V147H148ZM158 146V147H157ZM198 147H199V145H197ZM241 146V147H240ZM46 147H48V146H46ZM56 147V146H55ZM256 147H258V146H256ZM41 148V147H40ZM50 148V147H49ZM85 148V147H84ZM156 148H157V151H156ZM241 148V149H240ZM44 149V148H43ZM54 149V148H53ZM52 149V150H53ZM115 149H117V148H115ZM114 149V150H115ZM255 149V148H254ZM3 150V151H2ZM9 150V149H8ZM12 150V149H11ZM50 150V149H49ZM52 150H50L49 151V153L50 152H52ZM67 150V149H66ZM80 150H79V154H81L80 153ZM113 151V152H111V151ZM160 150V149H159ZM42 151H44V152H42ZM42 151H40L39 150V152H40V156H43L44 158H45V156L44 155H49L48 157H47V155H46V160L43 158V159H41V160H43V162L42 163H44L45 162V165L44 164H38V163H35V162H32V163H28V162H30L31 160H28V161H26V160H21V161H19V158L18 157H16V159H18L17 161L16 160H14L13 158H12V156L14 157V155H12L11 154V152L10 153H7L6 155V157L4 156V157H1V156H3L4 154H1L0 153V168H1V170L3 171V173H2V171L0 172L3 176L4 175H6L7 173H10V176H12V177H14V175H20V174H23V175H28V172H29V174H32L31 172H33L34 174V177H36V178H39V177H37V176H39V174L41 173V174H44V173H46V171H43V170H45L44 168H43V166H46L47 164L48 165H50L51 167L53 166L54 167V165L53 164H49L48 162H50V163H55V165L57 164V165H59V164H62V167L60 166V168H58V169H55L54 170V168H53V170L52 171H50L53 175H49V171H47V176H50L51 177V179H54L55 180V178H53V177H55V174L57 175V177H58V179L63 183L64 181L62 180V177L60 178L58 175H63V177L65 176V179L64 180H67V181H65V182H67V184H66V186H70V185H76V183H78V185L79 186H83V184H85L86 182H87V180H88V182L90 181V177H91V173H90V166H89V162H87L88 164L86 165V161H88L87 159L86 160H84V162H80V163H84L85 165H83V164H79V167H77L78 169H76V168H72V167H70V168H68L69 166H67V165H69L70 164V161H69V164H67V160H68V156H66L65 154L64 155H62V154H57V152H55V153H52L51 155L50 154H48V153H46V152H48V150H42ZM53 151H55V150H53ZM56 151H57V149H56ZM84 151V150H83ZM206 151V152H205ZM234 151H237V153H236V155H232V154H235V152ZM244 149L242 150V154H243V156H238L237 158L240 160V158L242 157H245L244 156ZM258 151H262L261 153H263L262 154V156L264 157V143H262V144H260V146H259V150ZM9 152V151H8ZM117 152H119L118 153V155L120 154L121 155V157L123 158V157H125V154H126V157H125V159H126V165L124 164V161H125V159H124V161H122L123 159L121 158L120 159V157H118V155H117ZM156 152H158V153H156ZM198 152H197V154H198ZM255 152H257V151H255ZM258 153V154H256L257 156H256V158L257 159H259L260 158V155H261V153ZM43 155H42V154ZM78 153V152H77ZM114 153H115V155H114ZM204 153H206V154H204ZM209 153V152H208ZM239 153H241V152H239ZM8 154H10V156H8ZM17 155H18V153H16ZM197 154H195L196 156H192L193 158H194V160H193V158H189L190 159V161L194 164V162H195V164L197 163V159H196V157L198 158L199 157V155L197 156ZM68 155H69V157L71 156V154L70 153H68ZM74 155V154H73ZM117 155V156H116ZM119 155V156H120ZM259 155V156H258ZM20 156V155H19ZM76 156V155H75ZM163 156V155H162ZM206 156V157H207ZM234 157V159H230V157L231 158H233ZM236 156V157H235ZM254 156H255V154H254ZM8 157V158H7ZM186 157V156H185ZM214 157V158H213ZM220 157V158H219ZM13 160H12V159ZM15 158V157H14ZM47 158L50 160H47ZM72 158V157H71ZM186 158H188V157H186ZM185 158V160H189V159H186ZM199 158H201V157H199ZM198 158V159H199ZM207 158V159H208ZM217 158H219V159H217ZM226 158V159H225ZM241 158V159H242ZM247 158V157H246ZM246 158H243L245 161H246ZM254 158V157H253ZM262 158V157H261ZM9 159V160H8ZM10 159L12 160V161H10ZM118 159H120V160H118ZM184 158L182 157V159L181 160H183ZM196 159V160H195ZM206 159V160H207ZM215 159V160H214ZM224 159L226 160V162L224 161ZM228 159V160H227ZM201 160V159H200ZM200 160H198L199 162H200ZM203 160V159H202ZM204 160H203V162H204ZM208 160V161H209ZM210 160V161H211ZM217 160V161H216ZM263 160H264V158H263ZM9 161V162H8ZM19 161V162H18ZM23 161H25V162H27V163H23ZM47 161V162H46ZM120 161V164L118 163ZM210 161H209V163L207 164V167L206 168H211V169H209L208 171H211V170H214V172L212 173V172H208L207 173V171L205 170V171H203L202 170V168H203V166H202V168L201 167H198V165H195V169L197 170V172L196 171H194L193 173L194 174H196L197 173V175H194V176H196L195 178H194V180H192V179H190V176L188 177L189 178V181L190 180H192L193 182H195V180H198V181H200V182H198V181H196L195 183H197V184H199V183H202L201 182V180L203 181V183L202 184H204V182H205V185H207V183H209V181H210V183H212L211 181H213V180H209V179H211L212 177H213V179H214V176H217L216 174H215V172H217L218 170H217V168H214L213 169V167H211L212 165H214V167L215 166H218V165H215L216 163L214 162V163H210ZM257 161V160H256ZM259 161H260V159H259ZM40 162V161H39ZM57 162H59V164L57 163ZM63 162H66V166H65V163L63 164ZM121 162L123 163V164H121ZM152 162L154 163H156L157 165L155 166L154 165V167H152V170L150 169V167H151V164H152ZM168 162V161H167ZM207 162V161H206ZM205 162V163H206ZM230 162H232V161H230ZM244 162V161H243ZM258 162V161H257ZM35 163V164H34ZM173 163V162H172ZM187 163V162H186ZM192 163H188V164H191L192 165ZM220 163V164H221ZM259 163H261V161L259 162ZM34 164V165H33ZM37 164V166H35ZM167 164V163H166ZM169 164V163H168ZM170 164H171V162H170ZM188 164H186V165H188ZM198 164V163H197ZM201 164H202V162H201ZM212 164V165H211ZM263 164H264V162H263ZM38 165H41V167L39 168V166ZM43 165V166H42ZM80 165L82 166V167H80ZM172 165V164H171ZM191 165L189 166V167H191ZM199 165H200V163H199ZM205 165V164H204ZM210 165V166H209ZM228 165H230V163H228ZM50 166H48L49 168H50ZM78 166V165H77ZM173 166H175V165H173ZM224 166H226L225 164H224ZM235 166V165H234ZM119 167V168H118ZM121 167H123V168H121ZM172 167V166H171ZM176 167V166H175ZM174 167V168H175ZM228 167H230V166H228ZM43 170H42V169ZM57 168V167H56ZM68 168V169H67ZM71 168L72 169H74V170H72L71 171ZM113 168V167H112ZM169 168V169H168ZM192 169H193V166L191 167ZM219 168H221L220 166H219ZM218 168V169H219ZM236 168V167H235ZM76 169V170H75ZM90 169V170H89ZM173 169V168H172ZM195 169H193V170H195ZM205 169V168H204ZM224 169H225V167H224ZM224 169H222V171L224 170ZM234 169V168H233ZM232 169V167H231V170H233ZM237 169V168H236ZM239 169V168H238ZM50 170V169H49ZM60 170V174L58 173V171ZM88 170H89V175H90V177H89V175H88ZM151 170V171H150ZM175 169H173V171H174ZM217 170V171H216ZM220 170V169H219ZM228 169H227V166H226V170L225 171H227ZM230 170V171H231ZM55 171H57V173L55 172ZM233 171H235V169L233 170ZM14 172V173H13ZM49 172V173H48ZM54 172V173H53ZM151 172V173H150ZM219 172V171H218ZM217 172V173H218ZM228 172V171H227ZM237 172V171H236ZM236 172H234V173H236ZM12 173V174H11ZM25 173H27V174H25ZM39 173V174H38ZM118 173H119V171H118ZM222 173H224V172H222ZM238 173H239V171H238ZM38 174V175H37ZM212 174V175H211ZM221 174V173H220ZM9 175V174H8ZM8 175L7 176H5V177H8ZM170 175V174H169ZM168 175V176H169ZM225 175V173L224 174H222V177ZM228 175V174H227ZM232 175V174H231ZM237 175V174H236ZM119 176V177H118ZM176 176V175H175ZM239 176V175H238ZM33 177V176H32ZM167 177V176H166ZM166 177H164V179L166 178ZM240 177H241V175H240ZM36 178H33L35 181H37L36 180ZM41 178H42V175H41V177L39 178V181H41ZM221 178V177H220ZM226 178V177H225ZM231 178H233V177H230V179ZM58 179H56V180H58ZM123 179H124V181H123ZM163 179V180H164ZM229 179V178H228ZM228 179H224L223 178V180L222 181H224V185H222V183H221V185L222 186H228L227 185V180ZM44 180V179H43ZM55 180V181H56ZM58 180V181H59ZM68 180H71V182H72V180H75V181H77V182H75L74 181V183L75 184H73V182L70 184V182H68ZM23 181H25V179L23 180ZM54 181V182H55ZM59 181V182H60ZM79 181H80V183H79ZM82 181H86L85 183L84 182H82ZM162 181V180H161ZM188 181V182H189ZM221 181V180H220ZM225 181H226V184H225ZM26 183H27V180L25 181ZM83 184H82V183ZM188 182H187V184H188ZM192 182V183H193ZM219 182V181H218ZM230 182L231 183H233L234 184V186H232V187H237L238 189H240L241 191H237L238 193H237V195L240 197V198H237V195H235V194H232V190L231 191H229V192H231V195H230V193H229V195L230 196H232L233 195V197H234V200H232V198L229 200V201H232V202H234V203H231V204H228V205H232L233 206V208H235V206L238 204H240V205H242V204H245L246 203V199H247V197L249 198L250 197V195H249V193L246 191V189H245V184L239 179V178H236V179H234L233 178V180H230ZM24 183V182H23ZM35 183V182H34ZM34 183H32L30 186H28V187H24V189L25 190H27V188L29 189H31L32 188V185H33V189L35 188V189H37L38 188V186H36ZM56 183V182H55ZM191 183V182H190ZM189 183V184H190ZM195 183H193L194 185L192 186V184H191V186L188 184V186H189V188L191 187H197V186H199V187H201L200 186V184L199 185H197V184H195ZM69 184V185H68ZM82 184V185H81ZM24 185H26V184H24ZM34 185H35V187H34ZM107 185H105V186H107ZM217 185L218 184H216V185H211V186H214L213 187V189L215 190H213L212 188H211V186L210 185H208V186H210V188H211V190H210V188L209 187H207L206 189L207 190H210L211 191V194L210 195H212V196H214L215 194H213L214 192L215 193H217L218 191H217V189L219 190V188L221 187L222 188V186H220V184L218 185V187H217ZM230 185H232V184H230ZM103 186V185H102ZM104 186V187H105ZM198 187V188H199ZM203 187H204V185H203ZM215 187H217L216 189H215ZM235 187V188H236ZM42 188V187H41ZM100 188V187H99ZM103 188V187H102ZM102 188H100L101 189V191H99L100 189H98V193L100 194L101 192H102ZM120 188V189H119ZM145 188V189H144ZM209 188V189H208ZM224 188H226V187H223V189L222 190H224ZM23 189V190H24ZM243 189V190H242ZM2 191H3V193L4 192H6V189H1ZM97 190V189H96ZM192 190V189H191ZM195 190V189H194ZM212 190H213V192H212ZM229 190V189H228ZM1 191V192H2ZM147 191V190H146ZM193 191V190H192ZM95 192V191H94ZM196 192V191H195ZM227 192V191H226ZM7 193V192H6ZM95 193H97V192H95ZM144 193H145V191H144ZM143 193V194H144ZM197 193V192H196ZM219 195H220V193H218ZM217 194V195H218ZM226 194H228V193H226ZM260 195V197H262V198H260L259 196H258V198L259 199H263L264 198V194L263 193H259ZM261 194H263V196L261 195ZM115 195V196H116ZM194 195H196L195 193H193V195L192 196H194ZM209 195V196H210ZM218 195V196H219ZM139 196H138V199L137 200H140V198H139ZM144 196V195H143ZM199 196V195H198ZM209 196H207L206 198L208 199V201H207V199H204V202H206L205 204H203L202 203V201H201V203L203 204L202 206H199V204H198V206L199 207H201L200 208V211L199 212H197L198 214L200 213V216L196 219V221H198V222H200L199 220L201 219L200 217H202V220L204 219V217H206V219H208L209 218V214H212V217H215L216 216V221H217V219L219 218H221V216L220 217H218L217 216V214L215 215V214H213L214 212H216V210H215V208H216V206H217V208H218V202H219V199L216 197V195H215V199H213V197L212 196H210L211 197V199L209 198ZM226 196V195H225ZM117 197V196H116ZM115 197V198H116ZM200 197V196H199ZM202 198H204L203 196H201ZM220 197V196H219ZM121 198H119V199H121ZM216 198L218 199V201L216 200ZM230 198V197H229ZM118 200V199H117ZM203 200V199H202ZM122 201V200H121ZM248 201V200H247ZM135 202V201H134ZM181 202H182V200H181ZM122 203V202H121ZM121 203H120V201H119V204L121 205ZM185 203V202H184ZM183 203V204H184ZM248 203V202H247ZM263 203H264V199H263ZM216 204V205H215ZM201 205V204H200ZM213 205H215V208H214V212H210L209 213V211H212V207L211 206H213ZM220 205V204H219ZM253 206L252 207H250L249 206V211H244V210H242V213L244 214V215H246V217L248 218V220H249V222L251 221V223H252V226H253V228L255 227V225H253V221H252V215L254 216V214H253V211L255 210V204L253 203L252 204ZM122 208H123V203H122V206H121ZM120 207V208H121ZM222 208H223V206H221ZM225 207H227V206H225ZM224 207V208H225ZM121 208V209H122ZM223 208V209H224ZM228 208H229V206H228ZM232 208V207H231ZM232 208V209H233ZM251 208V209H250ZM211 209V210H210ZM221 209V208H220ZM252 209H254L253 211H252ZM123 210V209H122ZM222 210V209H221ZM221 210H219V211H221ZM225 210H226V208H225ZM229 210V211H228ZM228 210H226V211H228V212H226V211H223L224 213V215H226V213H228L227 215V217H226V219H228L229 218V220L233 217H230V215H229V213H231L232 214V212H231V209L229 208ZM222 211L221 212H219V214L220 213H222ZM11 212H12V210H11ZM14 210H13V212L12 213H9L8 212V215H6V218H7V216H8V219H9V216H12V218L10 217V221H11V219H12V221L11 222H13V220H15L14 219V217L16 216V214L17 213H15L14 214ZM2 212L0 211V214H1ZM252 213V214H251ZM3 216H4V213L2 214ZM18 215V214H17ZM221 215V214H220ZM224 215H223V217L221 218V219H223L224 218ZM113 216V215H112ZM2 217V216H1ZM18 217V216H17ZM115 217H118V219H120V216H115ZM208 217V218H207ZM243 217H245V216H243ZM251 217V218H250ZM251 220H250V219ZM254 218V217H253ZM18 219V218H17ZM112 219H114V217H112L111 218V220ZM225 218L222 220V221H224V223H226V222H228L227 220H226ZM6 220V219H5ZM5 220H4V222H5ZM202 220H201V222H202ZM209 220H212L213 221V218L211 219V216H210V218H209ZM213 221V222H216V221ZM225 220H226V222H225ZM168 221V220H167ZM211 221V222H212ZM231 221V220H230ZM242 221H244V220H242ZM1 222V221H0ZM172 222V223H171ZM198 222H197V224H198ZM201 222H200V224H201ZM247 223V221L245 220L244 221V223ZM8 223V222H7ZM174 223V221H170V223L169 224H173ZM217 223V222H216ZM219 223V222H218ZM218 223H217V227H216V229L215 230H217V228L218 227H222V224H224L223 222H221L220 224H219V226H218ZM232 223V222H231ZM230 222L228 223V224H231ZM245 223V224H246ZM250 223V224H251ZM168 224V225H169ZM175 224V223H174ZM195 224V223H194ZM196 224V225H197ZM200 224L197 226L198 227V229L200 230V228H199V226H200ZM214 224V223H213ZM1 226L3 225V223L2 224H0ZM225 225L226 224H224L223 225V228L221 229V230H217V232L214 234L213 233V229L214 228H212V233H213V237H212V234H211V232H210V236L208 235V237H211L212 238V240L213 241H211V243L212 242H215L216 240V243L214 244V243H212V245H215L216 246V248H214V246L212 247L211 245V247L209 246V244H210V241H209V244H203V242L204 241H202V242H200V244H201V247H202V249L204 250H208V249H212V251H211V249L210 250H208V251H210V253L211 252H215L216 253V251H214L215 249H217V246H218V248H220L219 246V243H220V241L218 242V239L219 240H221L222 239V237L224 236V233H225V235H226V232L228 233V228H227V230L225 229ZM247 225V224H246ZM0 226V229L2 228ZM78 226V225H77ZM216 226V225H215ZM228 225H226V227H227ZM247 227V226H246ZM194 228H195V225H194ZM248 228H249V225H248ZM3 229V228H2ZM225 229V230H224ZM67 230V229H66ZM65 230V234H64V236H65V238L67 239V241H70V240H72L73 242L74 241H76V240H78V241H81L82 239H80L79 240V238H82L81 237V235L83 236V233H82V231H83V229H81L80 227H77V228H75V229H69V230H67L66 231ZM86 230V229H85ZM84 230V231H85ZM246 230V229H245ZM3 231V230H2ZM195 231H196V229H195ZM195 231H193L194 233H195ZM247 231V230H246ZM1 232V231H0ZM192 232V233H193ZM241 232V231H240ZM248 232H250V230H248ZM262 232H264L263 230H262ZM194 233H193V236H194ZM243 233V235L241 236L242 237V240H243V237H245L246 236V238H244L245 240L247 239V237H250L251 236V234L250 235H246L245 234V232L243 231L242 232ZM242 233H240V234H242ZM261 232H259V234H260ZM4 234V233H3ZM190 234V235H189ZM198 234H200L199 232H196L195 233V236H197ZM247 234H249V233H247ZM262 235H260L261 237L262 236H264V233H261ZM1 235V234H0ZM13 235V234H12ZM11 235V236H12ZM188 235V236H187ZM192 234L191 233H186L185 235H183V236H185V239L183 240L182 238H184L183 236H182V240L184 241V244H186L185 242H187V240H189L188 238L190 237H192V239L194 238L193 236H191ZM228 236V235H227ZM229 236H230V234H229ZM233 236H235V235H233ZM252 236H253V234H252ZM197 237H199V236H197ZM208 237H206V239L208 238ZM240 237V235H239V238H241ZM6 238H7V236H6ZM5 238V239H6ZM10 238V237H9ZM221 238V239H220ZM236 238H237V236H236ZM236 238H234L235 240V242L236 241H238V238L236 239ZM1 239V238H0ZM195 239H197V238H195ZM231 239V238H230ZM249 239V238H248ZM248 239H247V241H245V245H246V242H249L248 241ZM264 239V238H263ZM181 240V241H182ZM186 240V241H185ZM198 240H201V238H198ZM225 240V239H224ZM224 240H222V242H224ZM242 240L240 241L241 243H242V245H244V240H243V242H242ZM250 241H252V237H250V239H249ZM195 241H197V240H195ZM230 241V245H231V248H232V241L231 240H229ZM189 242H191V241H188V243ZM192 242H194L193 240H192ZM208 242V241H207ZM239 242V243H240ZM182 243V242H181ZM218 243V245H216ZM252 243H253V247H254V245H256L255 243H256V241L254 242V241H252ZM252 243H250V244H248L247 243V245H252ZM183 244V243H182ZM200 244H198V245H200ZM203 244V245H202ZM221 244V243H220ZM222 244H224V243H222ZM222 244H221V246H222ZM234 245H235V243H233ZM263 244H264V240H263ZM262 244V245H263ZM227 245V244H226ZM226 245H225V248H226ZM229 245V246H230ZM236 245H238V242L236 243ZM241 245V246H242ZM245 245H244V247H245ZM246 245V246H247ZM205 246L207 247V248H205ZM209 246V247H208ZM249 246H247L248 248H249ZM224 247V246H223ZM221 248V249H223V253H224V248ZM251 248H253L252 246H250ZM263 247V246H262ZM237 248H239V246L237 247ZM227 250H229L228 249V247L226 248ZM56 250L57 249H54V251H55V253H56ZM206 250V251H207ZM245 250H247V249H245ZM218 251V250H217ZM243 250L241 249V252H242ZM221 252V253H222ZM246 252V251H245ZM9 253H11V255H10V257H12L13 258V254H12V252H9ZM215 253H212L213 255L215 254ZM220 253V252H219ZM222 253V254H223ZM248 253V252H247ZM53 251H52V254H49V255H52L53 256ZM56 254H61V253H56ZM213 255H212V257H211V255H209V260L210 259H212V258H214L215 260H216V257H213ZM224 255H226V254H224ZM223 255V256H224ZM56 256V258H57V255H55ZM215 256H217V253H216V255ZM219 256V255H218ZM59 257V256H58ZM190 257V256H189ZM193 257V256H192ZM221 257V259L223 258V260H221V261H224V257H222V255L220 256ZM254 258V257H253ZM60 259H61V257H60ZM208 259H207V261H208ZM10 260H12V259H10ZM192 260V259H191ZM190 260V261H191ZM220 260V259H219ZM254 260V259H253ZM7 261L8 262H6L5 264H8V263H10V262H14L13 260L12 261H10L9 262V259H8V257H7ZM210 262V261H209ZM208 262V263H209ZM214 262V260L212 261V263ZM16 263V262H15ZM223 263H226L225 261L223 262ZM11 264V263H10ZM92 264V263H91Z\"/></svg>", "mask_w": 264, "mask_h": 264}]
</instances>
